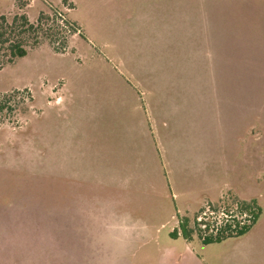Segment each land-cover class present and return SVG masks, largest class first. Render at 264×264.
<instances>
[{
    "label": "rangeland",
    "instance_id": "rangeland-1",
    "mask_svg": "<svg viewBox=\"0 0 264 264\" xmlns=\"http://www.w3.org/2000/svg\"><path fill=\"white\" fill-rule=\"evenodd\" d=\"M1 16L2 40L26 55L7 62L0 43V264H162L188 243L213 264L215 244L241 239L205 243L196 218L264 208V0H0ZM20 16L36 29L20 33ZM119 41L125 57L129 41L169 57L178 106L147 110L130 76L139 58L119 61ZM148 112L155 132L167 112L178 137L164 143L180 165L170 177ZM135 199L156 212L143 235L121 238L114 204ZM186 203L187 239L176 223Z\"/></svg>",
    "mask_w": 264,
    "mask_h": 264
},
{
    "label": "crops",
    "instance_id": "crops-1",
    "mask_svg": "<svg viewBox=\"0 0 264 264\" xmlns=\"http://www.w3.org/2000/svg\"><path fill=\"white\" fill-rule=\"evenodd\" d=\"M134 18L136 19V16ZM131 21L132 18H130V22ZM122 43L123 41H119V45L116 48L122 55V57H118L119 61L128 63L133 60V57L139 58V60H135L136 64L133 65L130 76L132 78H135V88H141L148 96L149 100H146L145 105L147 110L152 111V109L154 110L156 107L160 109V111H164L165 109L169 108L170 105L168 106V103H171L173 106H178L176 97H170L172 93L174 95L177 94V92L174 90H169V88L166 87V81L164 82V78L168 77L169 75V57H164L163 54L159 55L160 57H156V55H153L154 57L140 56L138 54V50L133 52L132 43L131 41H129L128 58L123 55L122 50L125 45L122 46ZM168 60L169 65L167 64ZM183 60L187 61L188 65L193 67V70H196V67L199 66L198 64L196 65L195 57H187V59ZM173 63L174 62H171V65ZM183 64L185 65V63ZM129 68L131 70L130 66ZM164 68L167 69V73L165 75L163 74ZM148 114L150 113L148 112ZM161 117L166 120L161 121V129H158L157 132H155L154 125L156 121H154L152 112L149 115L151 124L150 135L152 136L154 141L156 140L159 150L158 153L161 155L162 159V166L166 170V176L170 177L172 171L175 169L178 170V168H180V165L176 162L175 167V162L171 160L176 153H174V151L171 152L169 150L170 147L166 146L164 143L169 139L171 141H177L176 138L178 137H174V134L169 133L170 121L168 113L166 112L165 114V112H161ZM198 167L199 170H197V173H200L203 168L201 167V165H199ZM178 173H180V171ZM125 186H128V181L123 180V182L120 183L119 189L122 192L121 194H123L121 197L124 196L123 191ZM146 201L147 200L138 199L121 201L120 203L116 201V203L114 204L116 212L114 217L113 229L115 230V232L120 234L119 237H126L133 232L139 235H143V232L147 231V220H150L148 217L153 216L152 212L156 211L147 208L148 204L153 201ZM200 205L201 203L199 204L198 211L202 207V205ZM183 206L185 208V214L181 215L179 214V210L177 211L178 216L176 223L179 228L181 223H187V218H189L190 215L195 214V210L193 211V206L190 203H186ZM257 208L259 211L257 221L250 229H248L243 235H241V239L239 241L229 244L228 240L223 243L215 244L216 254L213 255L210 260L213 264H261L264 261V208L261 207L258 202ZM137 213H143V215H145L143 216L142 220L134 219ZM171 235L177 237L178 234L176 230H174ZM164 253L165 254H163L162 264H205L202 256H198L189 243L185 244L184 248L180 252H177L175 247L173 246L166 249Z\"/></svg>",
    "mask_w": 264,
    "mask_h": 264
},
{
    "label": "built area",
    "instance_id": "built-area-1",
    "mask_svg": "<svg viewBox=\"0 0 264 264\" xmlns=\"http://www.w3.org/2000/svg\"><path fill=\"white\" fill-rule=\"evenodd\" d=\"M209 213V214H207ZM255 220L254 208L235 207L234 210H223L220 216L212 212H202L196 218L198 236L201 241L216 240L229 236H238Z\"/></svg>",
    "mask_w": 264,
    "mask_h": 264
},
{
    "label": "trees",
    "instance_id": "trees-1",
    "mask_svg": "<svg viewBox=\"0 0 264 264\" xmlns=\"http://www.w3.org/2000/svg\"><path fill=\"white\" fill-rule=\"evenodd\" d=\"M54 15H56L54 13ZM42 17H43V14L41 13L38 17V22H41L42 20ZM0 28L2 29L0 31V43L1 44H4V43H7V50H8V54L10 56V58L7 60V62H10L13 58H22L26 55V50L23 49L17 42H14V43H10V41H6V39L2 40L3 37H4V34L6 33V27H2L5 25V18L3 16L0 17ZM12 24H14L15 22L18 23V31L20 33H24V32H27V31H34L36 28L33 27V25L29 24L26 20V18L24 16H20L19 18H14L12 20ZM69 28L71 31H73V33H76V29L73 25H71L69 23ZM8 97H5L3 99H0V112L3 111L4 109H8V107H6V101L4 99H6ZM244 205V204H243ZM254 205V203H253ZM249 206V205H248ZM251 207V206H250ZM257 218V215L255 216V220ZM180 229H181V234L187 239L189 237V230L187 229V224L186 223H181L180 224ZM247 231L246 230H243L241 231L238 236H241L243 235L245 232ZM218 240V239H216ZM213 240H206V241H203L205 243H209Z\"/></svg>",
    "mask_w": 264,
    "mask_h": 264
}]
</instances>
